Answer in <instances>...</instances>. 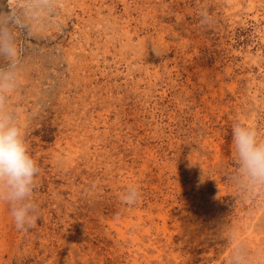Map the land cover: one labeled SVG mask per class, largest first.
Returning <instances> with one entry per match:
<instances>
[{"label": "rangeland", "instance_id": "rangeland-1", "mask_svg": "<svg viewBox=\"0 0 264 264\" xmlns=\"http://www.w3.org/2000/svg\"><path fill=\"white\" fill-rule=\"evenodd\" d=\"M56 3L16 31L42 218L17 230L0 204V264H228L233 230L264 247L230 180L232 123L264 129V0Z\"/></svg>", "mask_w": 264, "mask_h": 264}, {"label": "clouds", "instance_id": "clouds-1", "mask_svg": "<svg viewBox=\"0 0 264 264\" xmlns=\"http://www.w3.org/2000/svg\"><path fill=\"white\" fill-rule=\"evenodd\" d=\"M56 7V0H0V204L7 207L15 228L21 231L34 228L42 216L34 200L40 168L29 151L17 108L10 103L23 82L16 31L32 32ZM231 147L232 185L256 208H264V129L237 118L231 125ZM140 198L136 184H129L121 195L129 206ZM226 240L228 264H264V247L250 249L235 230Z\"/></svg>", "mask_w": 264, "mask_h": 264}]
</instances>
